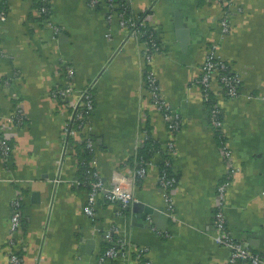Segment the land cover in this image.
Segmentation results:
<instances>
[{"label":"crops","instance_id":"0c3cea01","mask_svg":"<svg viewBox=\"0 0 264 264\" xmlns=\"http://www.w3.org/2000/svg\"><path fill=\"white\" fill-rule=\"evenodd\" d=\"M125 1L155 30L161 49L151 66L164 98L182 116L172 203L159 181L169 123L144 81L142 42L130 36L118 16L107 17L104 3L52 0L51 12L43 14L41 0H0V17L5 13L0 19V134L12 145L9 158L0 154V264H12L9 226L19 197L25 264H135L124 257L101 258L109 245L105 231L113 226L147 246L152 264L228 263L230 248L215 239L217 187L228 164L196 81L213 42L243 79L236 97H227L218 85L213 93L241 167L227 189L228 226L237 239L264 253V0H230L231 30L225 36L218 0ZM69 68L75 69L73 76ZM91 84L94 153L102 178L107 184L115 173L127 178L137 200L152 206L155 215L138 217L134 203L120 211L117 202L101 195L95 217L85 211L88 189L72 182L83 141L71 139L66 148L64 124L72 108L53 92L71 85L75 102ZM22 112L23 122L9 119ZM148 137L158 147L146 176L135 178L136 158Z\"/></svg>","mask_w":264,"mask_h":264},{"label":"built area","instance_id":"2783aa9c","mask_svg":"<svg viewBox=\"0 0 264 264\" xmlns=\"http://www.w3.org/2000/svg\"><path fill=\"white\" fill-rule=\"evenodd\" d=\"M44 5L41 6V12L43 14H49L51 12V6L49 2L52 0H43ZM223 5V13L220 18L219 24L221 26L222 35L225 36L231 30V23L229 18V3L230 0H218ZM92 6H99L104 3L108 6L107 17L113 19L118 16L121 25L128 28L130 36L136 37L142 43V57L146 62V69L144 74V81L151 94L153 104L157 109L163 112L169 123L170 139L166 144L165 153L174 158L177 154L176 146V133L182 127V116L172 105L164 98L159 77L151 64L155 54L160 50L161 45L156 40L155 30L150 25L145 15L134 14L126 8L121 0H89ZM124 8L119 10L118 8ZM0 19H5V13L1 14ZM219 43L213 42L208 48L205 60L202 64L201 74L197 78V83L201 86L204 99L206 101L212 100V94L214 93L215 85H218L221 93L227 97H236L241 93V87L243 84L242 76L232 68L231 63L225 59L219 51ZM68 74L73 76L75 69L69 68ZM93 85L87 86L79 93L75 102H72L71 97L73 93V87L68 85L66 87H59L54 90L53 95L63 100L66 106L72 108L71 113L68 115L64 124V132L66 139V148L71 147L69 142L72 139L73 142L85 141L86 148L90 151L95 149V141L92 135V115L96 107L95 93L92 90ZM218 90V91H219ZM219 93V92H218ZM216 94V93H215ZM25 115L22 113L14 114L10 116L17 122H23ZM210 123L219 135L222 153L228 164V174L226 179L218 184L217 187V207L215 212V225L217 232L215 239L218 243L225 245L231 250V257L227 264H234L236 261L243 259L247 261V264H264V253L253 251L248 243L243 240L237 239L231 229L228 226L227 216L225 212V204L227 198V189L231 184L235 174L240 171L241 167L235 162L233 156V149L227 141L224 130V114L221 102L213 99V103L210 104ZM146 135L147 131H146ZM74 145V144H73ZM12 152V145L10 141L2 134H0V154L4 158H9ZM166 163L171 164V159L168 158ZM91 169L87 173V178L82 179L79 176L72 179L73 184L86 186L88 189L87 200L85 203V211L91 217H95L96 206L100 195L109 202H117L121 210H125L132 203L138 201L134 191L132 190L127 178L119 177L115 173V179L111 184L102 178V174L99 169V159L94 154L89 161ZM152 164L151 159L142 160L134 171L135 178L144 177L148 173L149 166ZM133 175V176H134ZM57 179V181H59ZM176 174L162 172L159 176V181L164 189V195L171 205L172 203V190L177 184ZM129 184V185H128ZM170 214L176 217L174 213ZM23 225V212H22V199L19 197L13 202V210L10 217L9 226V257L12 264H25V251L26 248L21 229ZM105 237L109 242L108 247L102 254L101 258H118L124 257L131 259L135 264H152V260L148 258L149 248L147 246H139L132 242L127 236L121 233V230L117 226H113L105 231ZM24 242V245L21 243ZM23 247H19V245ZM20 245V246H21Z\"/></svg>","mask_w":264,"mask_h":264},{"label":"trees","instance_id":"16d2710c","mask_svg":"<svg viewBox=\"0 0 264 264\" xmlns=\"http://www.w3.org/2000/svg\"><path fill=\"white\" fill-rule=\"evenodd\" d=\"M121 2L122 3H125L123 7L126 8L127 12H128V10L131 11L130 10V6L127 3V1L122 0ZM41 3L43 5L44 4V1L41 0ZM123 7L122 8L119 7L118 9L119 10H122V9H124ZM156 40L160 43V41L158 40L157 35H156ZM213 99H214V96L212 94V100L207 101L209 103V105L213 103ZM81 145L83 147L82 148L83 150L79 151L80 155L78 156L79 157L78 176L80 178H82V179H86L87 176H88L87 173L91 169V165L89 164V161H90V159L92 158V156L95 153H94V151H90L88 148H86L85 141L81 142ZM156 147H158L157 144H156V141L155 140H152L151 137H148V139L146 140L145 144L139 149V153H138V156L136 158L137 166L139 165V163L142 160L152 159L151 157H152L154 151L156 150ZM164 155H165L164 156L165 157V160H164V162L161 165V173L166 171L167 173L175 174L174 169H173V161H174V158L170 157L167 153H165ZM168 158H170L171 159V162H172L169 165L166 163V160Z\"/></svg>","mask_w":264,"mask_h":264},{"label":"water","instance_id":"95a60500","mask_svg":"<svg viewBox=\"0 0 264 264\" xmlns=\"http://www.w3.org/2000/svg\"><path fill=\"white\" fill-rule=\"evenodd\" d=\"M181 27H183V26H181ZM182 34H183V39H188L187 38V29H182V32H181ZM184 45H185V42H184ZM134 210L135 211H137V216L138 217H140L142 214L141 213H144V214H153V215H155L154 214V212H155V209L152 207V206H150V205H148V204H144L143 202H141V201H135L134 202ZM138 221V220H137ZM135 223H138V222H136V220H135Z\"/></svg>","mask_w":264,"mask_h":264}]
</instances>
